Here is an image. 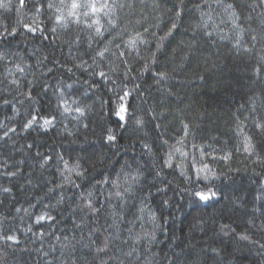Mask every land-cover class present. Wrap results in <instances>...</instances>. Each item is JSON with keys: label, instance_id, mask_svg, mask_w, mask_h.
<instances>
[{"label": "trees", "instance_id": "16d2710c", "mask_svg": "<svg viewBox=\"0 0 264 264\" xmlns=\"http://www.w3.org/2000/svg\"><path fill=\"white\" fill-rule=\"evenodd\" d=\"M46 2L39 0V3ZM121 2L126 6L118 13L120 27L127 26L129 31L134 27L141 31L148 27L149 33L145 35L149 43L141 48L143 59L133 53L126 57L129 61L126 66L116 61L115 71H109L108 67V61L115 58L106 54L105 61L100 62L110 77L105 82L92 75V68L84 71L88 67L83 65L84 60L92 64L91 54L84 55V51L91 53L87 49L86 31L78 32L72 26L71 36L79 34L83 41L79 51H69L65 44L69 36L63 32L58 33L55 45L51 41L42 42L39 33L33 38L22 28V23H30L36 16L33 5L37 0H26L27 7L19 11V0L10 3L0 0V5L8 4V8L0 6V31L15 27L19 32L10 44H0V50L18 53L19 56H9V59L19 62L22 57L32 65L35 75L21 79V90L32 80L36 101L27 100L13 85L0 83V125H3L0 136L8 127L16 128L15 133L10 132L5 140H0V173H17L11 178L0 175V234L14 233L20 241L12 245L0 240V264H72V261L75 264H189L188 253H201L211 247L221 249L222 259L214 262L212 253L207 252L194 257L197 264L205 259L208 264H264V249L259 244L238 239L239 234H247L253 241L264 244V165L255 155L243 152L242 136L237 135L233 115L241 104L245 107L240 111L248 115L252 107L250 96H255L257 109L264 114V72L259 77L253 74V65L264 52L260 51V45L249 53L235 48L230 38L232 24L219 9L212 13L216 23L210 25L209 31L213 34L208 37L195 28L200 23V13L191 0H185L188 10L182 21L177 20L178 30L161 41L160 37L171 27L175 17L171 9L178 0ZM128 3L134 6L130 9ZM154 3L159 6L154 7ZM260 11L252 13V27L259 28ZM51 14L44 10V15L39 17L46 28L52 26L48 21ZM193 31L196 32L195 48L190 47ZM222 36L225 38L221 39ZM158 43L162 46L157 51ZM102 46L93 43V48ZM44 56L49 59L38 64ZM53 58L65 67L56 65L53 73L45 75L47 68L53 67ZM145 62L151 71H144ZM75 64L82 67L76 68ZM67 68H72V72L68 73ZM126 70L127 77L123 75ZM153 72H166L168 78L161 81ZM4 76V65L0 63V81ZM94 80L99 82L93 86ZM43 83L49 88L46 95L40 92L39 86ZM68 84L72 89L67 88ZM58 86L63 89L66 105L83 108V116L75 111L64 113L56 107L60 94L54 90ZM125 89L131 92L126 100L131 120L126 127H121L111 109L116 93L122 95ZM5 99L9 104H4ZM36 109L43 115L55 114V127L47 131L37 128L22 131L29 113ZM137 118L143 121L140 127L134 123ZM244 124L245 132L251 134L252 120ZM109 129L117 137L114 143L106 140ZM194 143L209 153L203 157V163H208L218 178L196 182L192 157H196L197 168L203 163L200 148H194ZM253 143L264 158V137L256 135ZM29 144L33 147L29 148ZM177 148L187 152L188 157H181ZM169 151L174 153L171 168L164 163ZM225 153L230 154L229 159H220ZM46 156L52 159L45 161ZM60 156L69 161V167L76 158H83L87 172L83 177L68 172ZM125 165H131L125 171L133 174L139 169V181L133 185L126 203L121 204L114 196L106 201L111 185L98 181L116 179ZM182 171L185 175H181ZM72 181L81 187H75ZM4 187L11 191L4 192ZM193 188L205 191L210 188L216 196L206 204L193 202L188 195ZM88 192L93 193L91 199L99 198L103 203L94 216L86 208L81 210L85 202L81 197L87 199ZM17 208L21 211L17 212ZM113 211L124 217L119 238L112 240L106 253L97 254L95 249L102 246L104 238L110 233L115 235V229L110 227ZM45 213L55 219L38 224L37 216ZM151 214L156 217L154 223ZM221 224H228L235 231L224 236L220 232ZM93 229L98 231L92 232ZM40 232L44 233L43 237ZM90 232L94 244L90 243ZM151 234L155 235V241H149ZM65 236L71 241L69 248L62 247ZM126 239L128 243H123ZM133 247L136 251L128 256Z\"/></svg>", "mask_w": 264, "mask_h": 264}, {"label": "snow or ice", "instance_id": "6c2138e0", "mask_svg": "<svg viewBox=\"0 0 264 264\" xmlns=\"http://www.w3.org/2000/svg\"><path fill=\"white\" fill-rule=\"evenodd\" d=\"M11 0H9V3ZM193 3V7L200 13V23L195 25L196 29L202 30L204 35L211 37L212 31H209L210 25L216 23L213 20L212 13L217 9L221 10L225 15H227L229 21L232 24V34L231 39L234 41L233 46L237 49H242L245 53L252 52L254 49L257 48V45H260V51L264 52V0H252L251 3L247 2V0H240L238 3L237 0H232V2H226V0H191ZM143 3V0H141ZM4 8H8V4L0 5ZM20 9L27 7L26 0H19ZM35 9L36 16L32 18L30 23H22V28L25 32L29 33L33 38L37 36L39 33V38L42 42L44 41H51L53 45L56 44V40L59 38L58 33L63 32L69 36V39L65 41V44L69 46V51L71 52L73 49L81 50L83 41L79 34L75 36H71L72 26H75L77 31H86L87 32V49L91 50L84 51V55H90L92 59V64L89 65L87 60H84L82 63L83 65H87V68H84V71H87L88 68H92L93 76H98L100 79L107 82L110 77L108 73L105 72L101 68L102 61H105L106 54L109 57H114V60L108 61L109 71H115L113 64L116 61H120V63L124 64L125 66L129 63L126 57L135 53L137 57H141V48L142 46L149 43L147 33H149L148 27H143L141 31L139 28H133L131 31L128 30L127 26L121 28L120 27V16L118 15L119 11L122 10L126 5L125 3L121 2V0H59L58 3L54 2V0H47L46 3H37L33 5ZM134 5L132 3H128L127 7L132 8ZM154 7H158V3H154ZM257 9H261L258 13L259 19V28L252 27L251 21L253 20L252 13L256 12ZM44 10H48L52 14L48 16V21H51L52 26L50 28H46L44 26L45 22L41 21L39 17L44 15ZM187 5L185 0H178V3L173 6L171 9L174 12L175 17L172 19L171 27L168 31L164 34V36L160 37V40H166L169 36L173 34L174 30H178L177 20L184 19V12L187 11ZM245 11L247 15H245ZM206 18V19H205ZM143 18H141L142 20ZM141 20H137V24H141ZM188 29H185L187 31ZM245 33H248L247 38L245 37ZM19 35L17 28L12 27H4L2 31H0V44H10L11 40L15 39ZM225 37H221L224 39ZM99 43L103 45L99 48H93V43ZM162 45L157 44L156 48L157 51L160 49ZM190 47H196V32L193 31V37L190 41ZM114 49V50H113ZM9 56H19L18 53H13L11 51H2L0 50V63L4 65V80L0 81V83H7L16 87L18 91H21V94L25 96V98L33 103H35L34 95H35V85L32 80L27 81V88L21 90V79H26L27 75L32 74V65L26 63L24 59L21 57L19 58V62L16 60H10ZM99 58V60L97 59ZM143 59V57H141ZM186 58V57H185ZM49 58L44 56L42 60H38V64H43L44 61H47ZM151 59L153 63L155 62L156 56L155 52L152 53ZM53 67L47 68V73H53L54 67L59 65L61 68L65 67L64 64L57 58H53L52 60ZM74 67L81 68L82 64H75ZM118 67V65H117ZM144 71H151L150 65L145 62L143 65ZM67 72L71 73L72 68H67ZM264 72V55H260L258 57L257 63L253 65V74L257 77L260 76V73ZM125 77H127V70L123 73ZM154 76H159L161 81H164L168 78L166 72H153ZM203 78V77H202ZM99 81L94 80L93 86L97 84ZM115 83V81H112ZM72 85L68 84L67 88L72 89ZM139 87V85H137ZM40 92L42 94H47L49 91L47 83H43L39 86ZM54 91L59 92L58 102L56 104L57 108H62L64 113H71L75 111L80 116L84 115V109L76 106L74 109L71 106L66 105V101L64 100V92L61 87H57ZM75 95V92L72 93ZM87 94V93H85ZM131 96V92L128 90H123V94L121 95L119 92L116 93V101L114 107L111 109L112 113L116 116L118 123L121 127H126L131 120L129 115V105L126 104L127 98ZM255 96H250L249 101L252 104L251 109L248 112L247 116L243 115V112L240 109H244L245 105L241 104L239 106L238 112L234 113V118L237 121V135L242 136V144H243V152L247 153L249 156H256L257 160L264 165V158H261L259 153L257 152V145L253 143V140L256 135H260L264 137V114H261L256 106ZM22 103V101H21ZM73 103H77L73 101ZM4 104H9L7 99L4 100ZM262 107H264V102H262ZM29 119L22 125V131H28L33 128L43 129L44 131L49 130L50 128L55 127L56 122V115L55 114H48L43 115L41 110L36 109L33 112L29 113ZM243 117V120H241ZM73 119H77V117H73ZM252 120V129L251 134L245 132L246 125L244 121ZM134 123L137 127L143 125V121L139 118L135 119ZM3 127V125H0ZM87 127V125H85ZM159 127V125H157ZM185 128V136L188 135V125H184ZM15 133V127H8L4 132L3 135L0 136V140H5L9 133ZM117 137L112 134L111 129L108 130V135L106 137L107 142L114 143ZM178 143H182V141H178ZM29 148H32L33 145L29 144ZM147 148L148 146L145 145ZM193 147L200 148V157L201 163H203V157L205 155H209L203 147H200L193 144ZM240 149L238 148L237 151ZM176 152H180L181 157L187 158V152H181L180 149H176ZM40 155V153H37ZM174 153L169 151L168 158L164 161V163L169 167H173L172 159ZM230 154L225 153L220 159L227 160L229 159ZM215 159V157H212ZM51 157H44L45 161L51 160ZM71 159V157H70ZM194 163L192 165L193 168H196V182L199 183L202 180L208 181L209 179L218 178L210 168L208 163H203L202 167H196V157H192ZM60 160L63 162L65 169L68 172H75V174L79 177H83L85 172H87V168L83 167L84 159L83 158H76L75 163L72 167H69V161L65 160L63 156H60ZM131 165H125L121 168V171L116 174V179L109 181V179L104 178L102 181H98V183L109 184L111 185V190L108 192V195L105 196L106 201H110L112 197H116L121 201V204L126 203V197L132 194L133 185L137 183L140 179L139 169H136L135 174L130 171H125V168H130ZM203 174V175H201ZM0 175H4L6 177H15L17 173L15 171H5L0 173ZM181 175H185L182 171ZM66 179H68L66 177ZM190 179V178H189ZM123 181V183H121ZM73 185L77 188L81 187L79 184H75L72 181ZM63 187V185H60ZM4 192H10L11 189L8 187L3 188ZM93 193L88 192L86 194L87 199L84 196L81 197L82 200L85 202L82 205V209L86 208L88 210L89 215H96L100 212V209L103 207V203L97 198L95 201L91 199ZM100 195H104V192L101 191ZM188 195L192 198L193 202L196 203H208L212 200L216 193L213 192L210 188L205 191L204 189H196L193 188L191 191L188 192ZM163 203L166 205L168 202L165 200ZM17 212H20L21 209L17 208ZM140 212L143 213L144 209L141 208ZM55 219V217L51 216L50 214H41L37 216L36 222L39 224L44 222L45 220L51 222ZM139 219H143L141 215ZM150 219L154 223L156 217L154 214L150 215ZM124 220V217L117 212L113 211L112 213V224L110 227L115 229V235L113 236L112 233L109 236H106L102 242V246L96 247L97 254L99 253H106L110 244L112 243L113 239L119 238V229L120 223ZM131 223V222H130ZM79 227V226H77ZM143 227V225H141ZM29 231H32L29 228ZM98 231V229H93L92 232ZM131 232V228L128 229ZM235 229H232L228 224H221L220 225V232L224 236H229ZM92 232L89 233L90 243L94 244L95 241L91 240ZM40 237L44 236L43 232L39 233ZM57 240H60V237H56ZM72 240L75 239V236L71 238ZM128 239H132L129 236ZM140 239L139 234L136 236V240ZM149 241H155V235L151 234L148 237ZM238 239L241 241H247L253 244H259L261 249H264V244H260L258 241H253L249 235L247 234H239ZM0 240L4 241L6 244L10 243L12 245H18L20 243L18 237L14 233H4L0 234ZM64 241L62 242L63 248H69L71 241L69 237L65 236ZM123 243H128V240H124ZM74 248V245L71 246ZM136 249L133 247L130 252L127 253L128 256H131ZM207 252H211L212 256L211 259L215 262L217 258L222 259L221 249L211 247L208 250H201V253H188L187 258L189 260V264H197V260L195 258H199L201 254L207 255ZM63 254V253H62ZM47 255V253H45ZM180 256L179 253L176 254ZM72 264H75V261H72ZM200 264H208V260L205 259L200 261Z\"/></svg>", "mask_w": 264, "mask_h": 264}]
</instances>
